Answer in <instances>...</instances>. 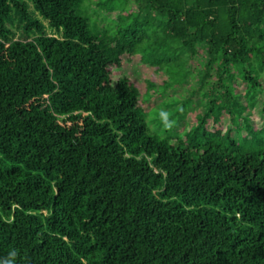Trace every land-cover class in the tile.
<instances>
[{
	"label": "trees",
	"instance_id": "1",
	"mask_svg": "<svg viewBox=\"0 0 264 264\" xmlns=\"http://www.w3.org/2000/svg\"><path fill=\"white\" fill-rule=\"evenodd\" d=\"M31 2L60 36L0 0V264H264V0H96L102 28L85 0ZM202 60L236 92L188 144L150 133L157 76Z\"/></svg>",
	"mask_w": 264,
	"mask_h": 264
},
{
	"label": "rangeland",
	"instance_id": "2",
	"mask_svg": "<svg viewBox=\"0 0 264 264\" xmlns=\"http://www.w3.org/2000/svg\"><path fill=\"white\" fill-rule=\"evenodd\" d=\"M22 2L25 3L29 16L41 23L45 34L60 36V33L55 32L49 27L48 21L33 9L31 0H22ZM95 2L96 0H85L84 6L96 26L102 28L106 23H109L108 21L115 22L113 15L104 13ZM133 5L135 3L130 1L129 6L133 7ZM18 14V12L12 9L10 17L7 20V26L13 29L16 35L15 38H22V26L19 23L20 18ZM206 69V62L202 60L195 67L172 65L169 72L165 70L161 71L162 74L157 76L158 81H156L158 83L155 88L158 98L149 104L147 102L148 95L143 96V99L147 102L146 104L150 107L144 117L150 133L161 138L166 137L175 141L182 140L186 144H188L191 137L199 136L202 133L201 126L193 127L195 126L194 119L203 112L202 108L206 109V107L211 105L210 102H212L215 106L214 112L218 113L226 99L225 96H222V93L226 90L234 93L238 89L236 86L230 85V82L224 77V74L222 76L219 75L221 80L220 87L219 85L216 86L219 70H217L216 65H213L209 70L208 77L205 78ZM123 72L128 74L130 78L144 88V80L145 84H148L146 79L151 78L153 70L139 65L138 60L135 58L134 61L125 67ZM230 101L233 105L236 104L240 107L243 105L239 101L238 96L228 99V104H230ZM206 102H208V105H206ZM227 102L225 104L226 106ZM207 126L211 130L212 137L218 139L226 138L222 132L226 129L225 126L221 125L222 129L216 136L214 124L211 120L207 122ZM234 134L236 137H233L238 145H245L247 138H245L244 134L238 130ZM205 140L200 138L198 139V143H205Z\"/></svg>",
	"mask_w": 264,
	"mask_h": 264
},
{
	"label": "clouds",
	"instance_id": "3",
	"mask_svg": "<svg viewBox=\"0 0 264 264\" xmlns=\"http://www.w3.org/2000/svg\"><path fill=\"white\" fill-rule=\"evenodd\" d=\"M15 259H16V252H15V250H13V251L8 253V257L3 262V264H14Z\"/></svg>",
	"mask_w": 264,
	"mask_h": 264
}]
</instances>
